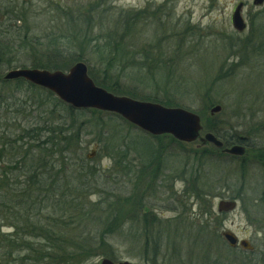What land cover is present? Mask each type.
I'll list each match as a JSON object with an SVG mask.
<instances>
[{
    "label": "rangeland",
    "instance_id": "1",
    "mask_svg": "<svg viewBox=\"0 0 264 264\" xmlns=\"http://www.w3.org/2000/svg\"><path fill=\"white\" fill-rule=\"evenodd\" d=\"M8 1L13 4L8 13L0 14V35L5 32L1 26L11 31L6 32L9 38L19 28L40 36L55 34L62 37L59 46L64 53L41 48L37 57L44 67L34 66V55L25 59L26 54H19L14 66L2 71L3 77L15 68L68 72L84 62L95 84L104 89L101 85L107 84L111 91L106 90L114 95L189 110L200 116L202 135L215 128L248 140L247 155H229L199 140L188 143L168 134L155 136L113 112L87 108L73 118L63 107L67 103L60 106L46 100L32 114L38 117L47 109V126L82 128L73 152H66L70 156L66 165L54 171L86 172L81 174V191L73 198L78 204L67 210L73 226L59 221L48 230L64 231L74 241L86 238L92 249L104 229L102 220L109 216L118 224L115 232L106 233L115 262L212 264L218 259L243 264L244 259L247 264H264V163L258 162L264 149V3L0 0V10L5 11ZM241 3L246 28L240 31L232 16ZM68 15L75 17L72 25ZM71 30L96 41L83 44L75 37L69 41L66 35ZM115 45L119 54L111 55L107 66L101 59ZM0 86L15 88L14 82ZM39 88L44 97L51 93L60 100L39 85L28 90L29 95L39 94ZM33 104L37 109L36 103L28 102ZM217 106L221 109L213 111ZM73 120L75 126L70 124ZM221 200H236L237 208L219 212ZM56 217L66 215L57 210ZM225 230L249 240L253 256L240 246L230 247ZM35 239L20 240L35 245ZM55 255L61 264L62 257ZM109 257L100 250L90 251L76 264H101Z\"/></svg>",
    "mask_w": 264,
    "mask_h": 264
},
{
    "label": "trees",
    "instance_id": "2",
    "mask_svg": "<svg viewBox=\"0 0 264 264\" xmlns=\"http://www.w3.org/2000/svg\"><path fill=\"white\" fill-rule=\"evenodd\" d=\"M4 4L3 7L7 12L2 9L0 14L8 13L13 3L8 1L4 2ZM70 16H67V21L69 25H72L76 20L74 16V18ZM72 18L73 20L69 21ZM1 28L5 32L0 35V84L14 82L15 85V88L0 86L1 264H30V262L32 264H59L57 263L59 256L55 255V253H59L62 257L61 264H76L84 256H87L90 251L94 252L97 250H100L102 255L110 256L112 259L114 258L115 250L112 249V244L109 243L110 239L106 238V233L115 232L118 229V224L116 220L109 219V216L102 220V224H105L104 229L101 231V235H98L100 238L97 241L98 244L92 246V249L86 238L81 241H74L69 239L68 234L64 231L57 233L55 230L52 232H50V229L48 230L51 225L59 224L60 222L68 228L73 226L72 219L67 217V210L76 208L78 202L73 198L80 193L81 177L86 172L79 168L72 173L64 171L61 174L59 170L55 172L54 169L58 165L62 167L66 165V160L70 158L68 153L70 151L73 152L72 144L80 141L82 128L69 130L63 124L52 127L47 126V122L50 121H45L49 112L47 109L42 112L46 116L39 114L36 117L32 113L39 110L46 100L51 103L56 101V104L60 106L64 101L54 98L51 93V95L47 93L49 94L47 98L44 97V89L41 90L40 88L39 94L31 97L28 90L34 88L35 85L21 78L6 80L2 75L3 70L14 66L20 57L19 54L22 53L26 54L24 56L25 59H30V56L34 55L37 62L34 65L35 67H44L40 62L41 59L37 57V53L44 46V50L64 53L61 46H59V40L62 37L55 36V34L35 35L31 29L28 32H22L21 28H19L13 38H9L6 32L10 33L11 31L4 29L3 26ZM74 37L78 38V42L81 41L83 44H91L92 41H96L87 33H77L74 30H71L66 35V39L69 41H72ZM118 49L119 45L113 46L110 55L101 59V61L108 63L107 66H109L111 64V55L119 54ZM166 85H168L167 81ZM101 86L110 90L105 83ZM29 101L36 103L37 109L33 108L34 104L28 105ZM63 107L73 118L86 111L85 108L77 109L68 104L66 106L64 104ZM28 109L31 112H28ZM41 121H43V126ZM70 124L75 126L76 121L73 120ZM79 125L82 127V124ZM210 130L222 138L227 145L239 141L237 137L224 135L218 129L213 128ZM258 157V162L264 163V149ZM77 174L79 175L75 176ZM57 210L63 211L66 217L55 218ZM3 229H9V232H2ZM28 236L37 237L33 241L35 245L20 240L22 238L26 239ZM249 253L251 256L254 254L253 251ZM241 262L247 264L244 259ZM254 262L250 263H259V261ZM212 264L234 263L232 261L226 262V260L214 259Z\"/></svg>",
    "mask_w": 264,
    "mask_h": 264
},
{
    "label": "water",
    "instance_id": "3",
    "mask_svg": "<svg viewBox=\"0 0 264 264\" xmlns=\"http://www.w3.org/2000/svg\"><path fill=\"white\" fill-rule=\"evenodd\" d=\"M264 0H254V4L261 5ZM239 4L232 16L236 29L243 30L246 23L242 17ZM6 80L24 79L32 84L42 86L54 92L61 100L74 108H93L114 112L122 116L133 125L153 135L171 134L184 142L200 140L203 144L212 143L222 148L224 143L214 133L207 132L201 135L203 126L200 116L180 107H166L162 104L141 101L127 96H117L95 84L88 74V67L84 62H77L68 72L61 70L50 71L36 68H15L8 70L4 75ZM217 106L213 111H219ZM224 152L232 155H244L245 147L235 144L226 147ZM236 200H221L218 204L219 212H228L237 208ZM223 236L229 246H237L245 250H254L247 239H240L230 230H225ZM101 264H134L130 261L115 262L104 258Z\"/></svg>",
    "mask_w": 264,
    "mask_h": 264
},
{
    "label": "flooded vegetation",
    "instance_id": "4",
    "mask_svg": "<svg viewBox=\"0 0 264 264\" xmlns=\"http://www.w3.org/2000/svg\"><path fill=\"white\" fill-rule=\"evenodd\" d=\"M237 138L239 139V141H238L237 143H234V144H241V145H243V146L245 147V153H244V155H241L240 157L247 155V153H248V152H247V151H248V148H247L246 144H247L248 140L246 139L245 136H244V137H242V136H237ZM224 145H225V144H224ZM232 145H233V144H232ZM225 146H226V145H225ZM226 147L228 148V145H227ZM229 147H230V146H229ZM222 153L231 155L230 153H227V152H224V151H222Z\"/></svg>",
    "mask_w": 264,
    "mask_h": 264
}]
</instances>
